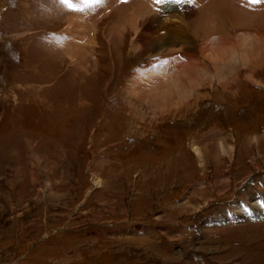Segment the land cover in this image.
I'll list each match as a JSON object with an SVG mask.
<instances>
[{
  "label": "rangeland",
  "instance_id": "obj_1",
  "mask_svg": "<svg viewBox=\"0 0 264 264\" xmlns=\"http://www.w3.org/2000/svg\"><path fill=\"white\" fill-rule=\"evenodd\" d=\"M107 3L0 0V264H264V1L215 37L168 17L185 63ZM161 57L209 81L156 115L129 86Z\"/></svg>",
  "mask_w": 264,
  "mask_h": 264
},
{
  "label": "bare ground",
  "instance_id": "obj_2",
  "mask_svg": "<svg viewBox=\"0 0 264 264\" xmlns=\"http://www.w3.org/2000/svg\"><path fill=\"white\" fill-rule=\"evenodd\" d=\"M262 1H264V0H260V2H262ZM254 2L256 4L260 3V2H257V0H189V1L188 0H182L181 5L178 6V4L177 5H168V4L164 5V4L160 3V2H158V0H110V3H107V4H108V7L114 8L113 16H114V18L116 20L113 21V22L115 24H121L122 25V23L130 21V25H133L132 24V23H134L133 21L136 22L138 17H141L142 19H144L148 15H149V17L151 15V17L156 22V23H153L155 26L157 24L160 28H162V27L164 28L165 27V28L168 29V34H166V35H161L160 34V38H159L160 41L156 44V45H158L157 47L159 48V51L163 52L164 50H168L167 52L170 55L171 53H173V51H171L172 49H175V51L178 50V52L176 53V58H175L174 61H176V60L180 61L181 60V61L184 62V61H188L189 59H191L190 55L187 52H185L184 50H182L183 46H186L189 41L185 40L183 38V35L180 34L179 31H177L176 29H174V30H172V28L169 29V23L166 22L168 17H178V16H183V15L186 17V16H191V15L193 16V14H196L197 20L201 24L202 28L205 27L206 30L208 29L207 33H206V30H205V33L208 34V36L209 35H213L214 36L215 34L217 36L218 32H220L221 29L222 30L225 29L224 28V24L222 23V19L223 18H231V19H235L236 17L247 18L246 15L251 13V11H249V9L251 7L250 10H252V8L254 7V4H255ZM163 3H164V0H163ZM82 4H83V2H82ZM83 6H84L83 7L84 9L82 8L81 11L79 9L77 12L75 11V6H73V7L70 6L69 7L70 11L72 10L73 13L75 14L73 16H70L71 18H69V23L71 25H78V19L80 18V20H79V24L80 25L85 26L84 24H86L87 29H89L90 26L93 27V31L92 30H90V31L93 33L92 37H94L95 30H96V27L94 26V21L97 18L95 19V16L92 14L94 16L93 19H87V18L83 19L82 17L85 15V13L88 12V9L90 8V7L88 8L86 5H83ZM125 6H127V8ZM256 7L258 8L260 6H256ZM131 11L133 12V14H130ZM253 11H257V10L254 9ZM89 12H90V10H89ZM136 13H137V18H136ZM260 13H261V11H260ZM258 15H260V14H258ZM252 16L255 17V15H252ZM149 17H147V18H149ZM129 18H130V20H128ZM258 19H259V17H258ZM83 20L86 23H83ZM147 21H148V19H147ZM147 21H145V22L147 23ZM238 21H239V19H238ZM92 22H93V25H90ZM150 22H151V20H150ZM198 25H195V27L198 26ZM198 27H200V26H198ZM135 28H138V27H135ZM136 31H139V29L136 30ZM180 31H181V28H180ZM163 32H164V30H163ZM86 33H87V31H86ZM78 35H80V34H78ZM142 38H143V36H139L137 38V41L142 40ZM213 38L210 37L211 40ZM122 39H123V36L121 37V41H122ZM210 42L208 44H210ZM208 44L206 43V45H208ZM132 45H134V44H132ZM169 48H172V49H169ZM252 48H255V47H252ZM187 49H189V48H187ZM135 50L137 51V49H135ZM156 50H158V49H156ZM86 52L88 54V50H86ZM226 56H228V55H226ZM170 57L171 56H169V59L168 58H166V59H167V61L172 62L170 60ZM195 57L197 58V55ZM195 57H192V58L195 60ZM164 58L165 57H161L160 60L157 59L158 61L157 60H153L156 63L153 62L152 65L156 66L158 68L157 70H162V68L161 69H159V68L161 66V63L164 62ZM192 62H195V61H192ZM168 64H169V62H168ZM199 64L205 66L204 62L199 60V62H198V64L196 66L191 65L190 67H186L184 69H180L179 68L178 70H176V69H174L172 67V66H176V65L172 64V66H169L166 69H164L161 72H158V73H156L154 75L150 74V73H145L146 70L148 69V67L145 66V68L141 69V72H144L145 75H141L140 78L146 77V78H150V79L152 78V80H145V81L139 80L132 87L129 86V89H134L136 91L137 90H141V92L142 91L145 92V96H147V94H146L147 92L153 91L155 96L154 97L152 96L153 98H152L151 104H149L150 102L148 101L149 103H147V106L149 108H151V109H154L152 111V113L158 115L159 113H156L157 111L155 112V110H157L156 108H158L157 106H159V108L161 106H163V105H165V106H163L164 108L165 107L166 108L175 107L176 106L175 103L176 102L180 103L182 96H184L185 94L189 93L190 88L199 87L198 86L199 84L203 85L204 83H207L209 81L208 78H205L206 77L205 74H202L200 72V70H201L200 67L201 66ZM149 65H147V66H149ZM163 66H164V64H162V67ZM252 67L256 68L255 66H252ZM151 68L154 69V67H151ZM177 68H178V66H177ZM220 68H223V66L220 67ZM207 70H209V69H207ZM207 70H206V72H207ZM218 70L221 71L222 69H218ZM221 84H223V83H221ZM134 86H136V87H134ZM228 89H230V88H228ZM190 91L192 92V89ZM141 99H143V97H141V95H140V100ZM132 108H135V107H132ZM134 112H136V110ZM194 149H195V151H197L198 156L202 158V154L203 153H202V150H200L201 148L199 146H195V144H194ZM170 159H172V158H170ZM170 159H168V157L166 156V157H164L161 160L163 161V167L164 166L168 167L169 171H172V169L174 168V167H172V163H168L167 165L164 164L167 160H170ZM178 160H179V158L175 161V164L179 163Z\"/></svg>",
  "mask_w": 264,
  "mask_h": 264
},
{
  "label": "snow or ice",
  "instance_id": "obj_3",
  "mask_svg": "<svg viewBox=\"0 0 264 264\" xmlns=\"http://www.w3.org/2000/svg\"><path fill=\"white\" fill-rule=\"evenodd\" d=\"M158 2H163V0H158ZM257 2H260V0H257Z\"/></svg>",
  "mask_w": 264,
  "mask_h": 264
}]
</instances>
